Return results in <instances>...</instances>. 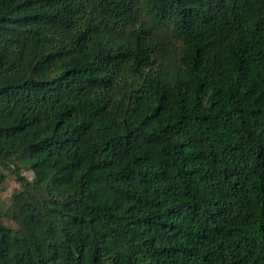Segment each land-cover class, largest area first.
<instances>
[{
	"label": "trees",
	"instance_id": "obj_1",
	"mask_svg": "<svg viewBox=\"0 0 264 264\" xmlns=\"http://www.w3.org/2000/svg\"><path fill=\"white\" fill-rule=\"evenodd\" d=\"M0 264H264V0H0Z\"/></svg>",
	"mask_w": 264,
	"mask_h": 264
},
{
	"label": "rangeland",
	"instance_id": "obj_2",
	"mask_svg": "<svg viewBox=\"0 0 264 264\" xmlns=\"http://www.w3.org/2000/svg\"><path fill=\"white\" fill-rule=\"evenodd\" d=\"M27 176L30 178L31 175L27 174ZM6 190L2 192V198L3 200L7 201L10 194L15 190V188L18 187V183L14 180L13 177H9L5 182Z\"/></svg>",
	"mask_w": 264,
	"mask_h": 264
}]
</instances>
